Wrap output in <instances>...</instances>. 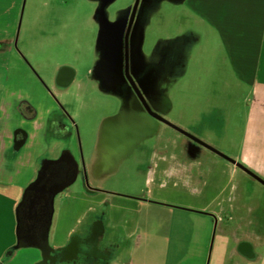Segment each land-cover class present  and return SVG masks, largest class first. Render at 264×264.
<instances>
[{"label": "rangeland", "instance_id": "rangeland-1", "mask_svg": "<svg viewBox=\"0 0 264 264\" xmlns=\"http://www.w3.org/2000/svg\"><path fill=\"white\" fill-rule=\"evenodd\" d=\"M135 2L26 0L20 51L35 67L48 73L44 76L50 77L59 66L71 65L78 69L80 80L86 78L97 58L104 7L109 6L108 13L115 10L127 15ZM21 4L22 0H0V38L7 34L9 26L5 28V24H18ZM138 11L145 33L147 67L154 75L153 87L158 90L154 91L155 112L240 164L243 157H247V166L253 167L250 171L264 180L257 174L264 168V120L257 118L256 109L247 102L246 84L240 83L234 74L225 72V50L214 29L193 18L187 6L171 0H150L148 5L142 1ZM16 64L22 69L19 61ZM14 71L15 78L9 80L4 68L0 69V95L23 83L34 103L40 100L50 103L43 91L19 80L17 70ZM119 104L114 93L99 94L93 90L79 98L74 97V115L83 155L87 159L93 156L98 145L96 128L119 108ZM143 121L150 128L138 133V141L126 154L114 160L115 170L112 172L107 166L100 170V189L104 193L98 198L102 205L98 213L103 216L108 238L121 239L116 244L120 254L117 263L171 264L165 254L171 245L170 236L178 234L181 238L196 240L198 225L207 219L204 216L221 213L222 223H227L229 228L218 225L215 236V226L210 230L207 259H203L205 264H219V261L264 264V244L256 247L258 259L254 262H244L238 256L230 259L236 229L245 224V217H242L245 210L240 209L238 203L243 184L252 186L257 194L263 188L241 171L237 176L233 175L229 162L156 120ZM258 127L262 129L260 134L252 131ZM163 167L165 175L159 178V186L153 187L156 173ZM20 170L22 175L17 176V182L25 184L33 179L31 169ZM200 171L202 174L197 179L191 178L193 174L190 176V173ZM82 187L78 181L55 199L52 228L53 232L59 230L61 239L66 238L78 219L85 218L88 222L93 219L87 213L88 209L98 205L84 197ZM150 189L153 192L162 190L155 196L162 201L153 200L154 196L150 198ZM20 191L18 186L9 187L3 194L8 198H0L1 203L8 205ZM105 196L112 200L108 201ZM232 216L233 220L225 218ZM242 236L246 237L245 229H242ZM195 240L193 244L173 246L179 250L171 249L170 258L182 260L198 255L199 241ZM39 254L36 250H21L16 259L7 264H27Z\"/></svg>", "mask_w": 264, "mask_h": 264}, {"label": "flooded vegetation", "instance_id": "flooded-vegetation-1", "mask_svg": "<svg viewBox=\"0 0 264 264\" xmlns=\"http://www.w3.org/2000/svg\"><path fill=\"white\" fill-rule=\"evenodd\" d=\"M142 1L145 5L150 3V0H136L133 9L127 15L115 10L108 13L109 6L104 7L102 29L98 36L97 58L88 76L80 80L78 69L71 65L59 66L50 77L44 76L43 74L48 73L35 67L28 56L20 51L21 18L22 14L24 16V3L26 4V0H22L18 24L16 26L5 24V28L9 26L7 34L0 38V69L4 68L9 80L15 78L13 74H16L14 70H17L18 79L34 86L36 90L43 91L50 103L43 100L34 103L30 93L25 91L23 83L16 88L12 87L11 91L4 90L5 98L2 101L7 111L0 120V136L8 135L11 140L12 145L6 152L8 166L14 168V164L21 157L38 158L40 162L38 175L49 174L53 169L48 165L51 162L62 158L70 162V158H74L78 170L75 183L80 181L90 192L103 194L100 189L102 184L99 183L100 170L105 166L112 172L115 170L114 160L117 161L119 156L126 154L132 144L138 141V133L150 128L144 123V119L152 118L177 132L147 111L149 108L152 113L160 116L154 110L157 101L154 91L158 90L153 87L154 75L147 67V58L144 54L145 33L138 18ZM18 61L22 69L16 67ZM93 90L99 94L114 93L120 100V106L105 117L96 128L95 137L98 145L93 156L87 159L82 151L73 101L74 97L79 98L81 94H89ZM66 168L62 169L60 178L58 169L51 171L50 180L57 181L52 183L53 187L63 183L68 173ZM248 177L258 183L252 177ZM258 184L263 188L258 194L253 191L252 186L246 184L248 196L246 201L239 205L240 209L245 210L242 216L245 217V224L236 229L235 238L241 239L242 229H245V236L249 238V242L239 241L236 252L245 257L243 260L246 262L258 259L256 247L264 244V186ZM28 197L29 195L25 194L24 201L27 202ZM233 216L225 218L229 221L233 220ZM208 217L212 224L210 230L215 226V234L218 225L223 229L229 228L227 223L219 222L218 215H215L217 223L214 214ZM102 218L101 215L93 217L94 224L87 240L76 236L63 251L46 250L38 264H106L104 260H109L112 248L101 247L97 243L96 249H92L88 245L93 234L97 235L99 241L102 234Z\"/></svg>", "mask_w": 264, "mask_h": 264}, {"label": "crops", "instance_id": "crops-1", "mask_svg": "<svg viewBox=\"0 0 264 264\" xmlns=\"http://www.w3.org/2000/svg\"><path fill=\"white\" fill-rule=\"evenodd\" d=\"M182 5L187 6V9L189 10V13L193 18L200 21L209 29H214V33L217 34V37L222 42L223 48L225 50V72H227L228 74H234V76L239 80L240 83H242L243 85L246 84L248 88L246 95L247 102L252 105L253 110L256 109L257 118L261 117L262 120H264V0H184L182 2ZM4 98L5 95L2 93L0 95V120L6 115L7 111L4 102L2 101ZM252 131L260 134L262 129L258 127L254 128V130ZM259 141L260 138L257 139V142ZM262 144H264V137ZM11 145V140L8 135L0 136V198H8L3 196V194L7 193V189L11 186H18L21 189L19 195L16 198H12L11 200H9L10 202L8 205H3L0 201V264H7L10 263L11 260H15L18 252L21 250H36L38 251V254L41 253V256L39 254V256L36 257L37 259L34 258L33 260H29L27 262V264H38L42 260L45 252H42L37 248H21L17 251H13L12 249L15 248L18 244V210L24 201L27 189L31 186L32 183L37 180V177L39 176L38 174L40 171V162L38 158L28 159L21 157L19 161L14 164V168L8 166V164H6V152L11 147ZM242 164L249 169L253 168L251 165L247 166L249 164V159L247 157H243ZM26 167L31 169V175L34 177L31 181L26 182L25 184H21L20 181L17 182L16 178L17 176L22 175L20 169H24ZM232 167L233 168L231 169V171L233 175L237 176L238 171L240 170L233 165ZM201 174L202 172L200 171V173H190V176L192 175L191 178L197 179ZM257 174L264 177V168L259 169ZM164 175L165 168L163 167L162 170L156 173L157 179L153 187L159 186V178L164 177ZM244 184L242 194L238 198V203L240 204L244 203V201H246V196H248V189H246L247 183L244 182ZM159 188L161 189V186ZM150 190V196H152L150 198H153L154 196L153 200L162 201L161 198L155 197L159 196L160 194L158 195L157 193L158 191L162 190H157V192H153V189ZM237 190L238 188H236V191ZM82 192L85 198L92 200L93 203H96L95 205H98L97 207H89L87 213L89 215L91 214L90 216L93 217H97L98 215H100L98 211L99 207H101L102 205L98 198H100L99 195L101 193H92L84 186L82 187ZM105 199H107L108 201L112 200V198H107L106 196ZM193 209L196 210L194 207ZM220 214H218V216L219 222L221 223L222 220ZM204 217L207 219L206 221H201L198 225L200 229H197L198 234H196V240L195 238L192 239L189 237L181 238V236H179L178 234L170 236L168 240L171 245L167 248V253H165L168 262L170 260L171 264H205V261L203 259H205L207 256L206 249L208 248V240L212 224L208 215ZM91 220L92 221L88 222L87 220H85V218L78 219L74 223L69 233L66 235V238L61 239L59 236V230L53 232L52 217L47 244L48 250L53 252L63 251L67 248L71 241L76 238V236L87 240L91 228L94 224V220ZM101 226L102 234L99 238L98 245L101 247L109 246V248H112V250L110 251L109 260L105 259L104 261L106 262V264H118L116 259L119 258L120 254L119 251H117L118 249L116 247V244H118V240L121 239H118L117 237L114 238L113 236L110 239L108 238L107 229L102 219ZM248 239L249 238L244 236L241 239L235 238V240L233 241L235 247L231 249V255L229 254L231 260L234 256H239L242 260L245 259V257H243L242 255H238L236 251L238 242H249ZM194 240L195 242L199 241V249L196 250L198 255L189 259H187V257H183L182 260H176V258H173V256L172 258H170L171 249L179 250L172 248L173 246L176 247L178 244L181 245L182 243L193 244ZM202 252H205L203 256ZM185 253L186 251L183 254ZM254 261L248 260L249 263ZM219 264H226V262L224 261L223 263H221L219 261Z\"/></svg>", "mask_w": 264, "mask_h": 264}, {"label": "water", "instance_id": "water-1", "mask_svg": "<svg viewBox=\"0 0 264 264\" xmlns=\"http://www.w3.org/2000/svg\"><path fill=\"white\" fill-rule=\"evenodd\" d=\"M105 3H110L113 0H103ZM176 3H182L184 0H171ZM25 10V3L23 7V13ZM23 18V14H22ZM21 18V22H22ZM147 111L156 119L161 121L162 123L166 124L167 126L171 127L184 137L194 141L195 143L199 144L200 146L204 147L205 149L211 151L218 157L226 160L248 176L255 179L258 183L264 186V180L254 173H252L248 168H246L243 164L238 163L237 161L226 157L222 153L218 152L217 150L213 149L209 145L197 140L194 136L189 135L188 133L184 132L183 130L179 129L175 125L171 124L167 120L157 116L156 114L152 113L149 108ZM22 148V146H21ZM64 158L51 162L48 164L51 169H58L59 175L61 177L62 169L67 170V176L63 180V183L58 187H53L52 183H57L56 180H50V173L40 174L37 180L27 189L26 194L29 195L27 202L26 200L23 201L21 206L18 210V244L13 251H17L21 248H37L42 252L48 250V236L49 231L52 223V217L54 213V203L55 199L58 195L62 194L66 189L70 188L76 181L78 177V170L77 164L74 158H70V162H67ZM73 163V164H72ZM213 217V216H212ZM214 220L217 223V219L214 216ZM215 236V230L214 234ZM47 246V247H46ZM46 247V249H45Z\"/></svg>", "mask_w": 264, "mask_h": 264}, {"label": "bare ground", "instance_id": "bare-ground-1", "mask_svg": "<svg viewBox=\"0 0 264 264\" xmlns=\"http://www.w3.org/2000/svg\"><path fill=\"white\" fill-rule=\"evenodd\" d=\"M97 243H98V237H97V235L93 234L92 238L89 239V241H88V245H89L90 248H92V249L95 248L96 249Z\"/></svg>", "mask_w": 264, "mask_h": 264}]
</instances>
